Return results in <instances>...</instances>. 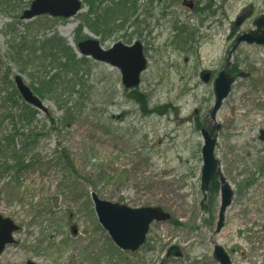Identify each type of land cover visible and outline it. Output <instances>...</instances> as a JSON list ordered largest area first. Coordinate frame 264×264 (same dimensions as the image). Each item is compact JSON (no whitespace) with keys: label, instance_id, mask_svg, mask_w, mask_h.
Returning <instances> with one entry per match:
<instances>
[{"label":"rangeland","instance_id":"rangeland-1","mask_svg":"<svg viewBox=\"0 0 264 264\" xmlns=\"http://www.w3.org/2000/svg\"><path fill=\"white\" fill-rule=\"evenodd\" d=\"M33 1L0 9V114L8 68L12 79L19 75L32 85L31 69L11 61L10 47L25 38L43 41L58 34L73 48L66 36L69 26H75L71 36L77 47L82 18L89 13L85 5L69 19L22 20ZM132 1L138 11L119 19L120 29L97 36L84 26L80 36L83 41L97 38L106 50L116 43L141 42L148 68L138 90L148 97L150 109L163 112L144 116L124 91L120 71L88 58L89 67L80 71L88 74L84 109L66 126L51 130L41 143V165L23 173L20 186L0 174V215L20 227L0 264H218L212 242L231 254L233 264H264L262 46L242 44L235 50V83L211 118L214 79L237 37L264 14V0H187L196 2L194 11L183 7L185 0H169L170 9L151 0ZM191 32L192 40L186 41ZM205 73L212 76L207 83ZM240 73L250 76L240 78ZM42 101L47 113L63 118L53 98ZM204 131L216 139L215 158L234 191L225 227L216 235L218 196L213 217L201 209ZM56 147L66 149L79 170L69 186L54 164L46 165ZM18 186L10 199V189ZM92 193L131 208L161 207L172 220L153 223L140 251L123 252L100 225ZM171 246H180L184 257L167 259Z\"/></svg>","mask_w":264,"mask_h":264},{"label":"trees","instance_id":"trees-1","mask_svg":"<svg viewBox=\"0 0 264 264\" xmlns=\"http://www.w3.org/2000/svg\"><path fill=\"white\" fill-rule=\"evenodd\" d=\"M82 1L84 5L89 6V13L82 18L76 43L83 41L80 35L84 26L97 36H105L120 29L121 25L117 24L119 19L122 17L128 19L138 11L137 3L131 0ZM22 2L23 0H0V9H16ZM151 3H157L167 9L171 8L169 0H151ZM192 38L191 32L186 41L190 42ZM33 39L25 38L17 45H12L9 53L11 61L16 65L22 64L23 69H31V89L35 95L41 100L53 98L64 115L63 118L58 119L54 112L44 113L41 123V112L24 102L16 89L14 78L12 79L11 68L7 69V74L4 75L6 86L3 97L4 108L0 114V174L9 177L19 186L23 173L41 165L39 154L42 149L41 143L49 138L52 129H58L61 125L66 126L68 121L72 122L71 117L77 116V111L84 109L88 94V91H85L86 82L83 81L88 74L80 72L82 67H89L88 59L79 58L73 48L58 34L46 35L43 41H33ZM124 91L140 106V112L144 116L161 115L160 110L163 112V108L150 109L148 97L139 90ZM65 150L58 147L52 150L51 159L46 165L54 164L60 170L64 183L69 186L74 177L79 175V170L75 160ZM19 186L10 189V199L15 196ZM218 193L219 183L214 181L207 208V212H210L212 217ZM1 194L0 189V196Z\"/></svg>","mask_w":264,"mask_h":264},{"label":"water","instance_id":"water-1","mask_svg":"<svg viewBox=\"0 0 264 264\" xmlns=\"http://www.w3.org/2000/svg\"><path fill=\"white\" fill-rule=\"evenodd\" d=\"M82 6V0H34L30 8L23 13L22 19L28 21L43 15H49L53 18H71L82 11ZM183 6L194 9L195 3L194 1L185 0ZM239 24L238 22L237 25ZM254 25L255 28L253 30L244 33L236 39L234 48L228 56L227 65L215 80V105L211 114L212 119H215L224 100L229 96L235 81L229 74L235 50L243 43L264 47V15L258 18ZM78 49L83 56L92 57L98 62L108 63L118 68L122 73V83L127 89H133L140 85L141 75L147 67V60L144 57L143 46L140 42L132 46L117 43L111 49L105 50L99 40L90 37V39L79 43ZM240 76L248 77L245 74ZM203 79L209 81L210 76L207 74ZM15 83L18 92L28 105L46 111L43 102L35 96L20 76L15 77ZM260 140L264 142V131H261ZM215 146L216 139L211 138V135L204 132L201 191L204 201H206V192L209 190L216 175H218L221 190V206L215 230V234H218L224 228L225 213L232 203L233 191L222 175L220 164L215 158ZM91 197L101 226L108 232L114 244L122 251H138L146 243L151 224L171 220V215L160 207L131 208L119 203L104 201L94 193H92ZM202 207H205L204 202ZM18 230L19 226L11 218L0 215V255L8 244L14 243L13 234ZM171 256H183L178 246L170 248L168 257ZM214 256L220 264H232L229 254L216 243ZM27 264L35 263L28 262Z\"/></svg>","mask_w":264,"mask_h":264},{"label":"bare ground","instance_id":"bare-ground-1","mask_svg":"<svg viewBox=\"0 0 264 264\" xmlns=\"http://www.w3.org/2000/svg\"><path fill=\"white\" fill-rule=\"evenodd\" d=\"M74 28H75V26H69L68 29H66V31L68 32V34H66V36L70 39L72 46L74 48H76L74 40L71 36L72 35L71 33L73 32Z\"/></svg>","mask_w":264,"mask_h":264},{"label":"flooded vegetation","instance_id":"flooded-vegetation-1","mask_svg":"<svg viewBox=\"0 0 264 264\" xmlns=\"http://www.w3.org/2000/svg\"><path fill=\"white\" fill-rule=\"evenodd\" d=\"M209 75H210V77H212L210 73H209Z\"/></svg>","mask_w":264,"mask_h":264}]
</instances>
